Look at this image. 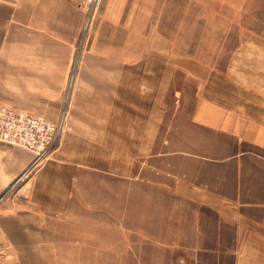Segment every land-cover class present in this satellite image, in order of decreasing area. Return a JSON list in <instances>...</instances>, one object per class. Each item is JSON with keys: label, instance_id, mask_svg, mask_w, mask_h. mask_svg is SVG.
Here are the masks:
<instances>
[{"label": "crops", "instance_id": "0c3cea01", "mask_svg": "<svg viewBox=\"0 0 264 264\" xmlns=\"http://www.w3.org/2000/svg\"><path fill=\"white\" fill-rule=\"evenodd\" d=\"M85 4L0 0V107L53 122L69 112V130L39 167L32 169L31 151L0 144V197L7 194L0 228L8 249L0 264L78 258L73 230L66 239L70 254L61 251L60 227L64 217L72 227L73 184L81 171L144 184L140 197L131 193L130 211L145 207L146 224L148 211L162 212L154 233L138 234L135 217L128 226L115 222L119 233L111 240L125 244L113 246L115 264L124 258L129 264H264V41L249 42L226 71L193 75L200 81L193 94L178 90L171 97L165 60H124L78 43ZM246 76L258 78L261 90L241 84ZM175 97L181 101L176 113L168 105ZM171 118L191 132L171 139L163 131ZM154 195L161 201L153 204ZM85 211L81 248L88 253L94 219L88 206Z\"/></svg>", "mask_w": 264, "mask_h": 264}, {"label": "rangeland", "instance_id": "374dc122", "mask_svg": "<svg viewBox=\"0 0 264 264\" xmlns=\"http://www.w3.org/2000/svg\"><path fill=\"white\" fill-rule=\"evenodd\" d=\"M132 1L99 0L98 4L90 5L86 0L83 30L78 43L94 44L102 53L116 54L124 60L145 57L165 60L167 63L165 69L172 76L171 82L167 84L171 97L178 90L186 91L188 95L193 94L197 83H200L197 78L206 77L207 70L226 71L233 59L241 58V52L243 48L248 47L249 42L264 41V0H135L136 3ZM258 80L249 76L239 79L241 84L243 82L251 86L254 92L261 90ZM66 97L65 101L69 102L70 90ZM175 99H169L168 104L174 113H176L174 106L177 107L178 100L181 103L178 97ZM189 102V106L193 107V97L187 105ZM62 116H66L68 122L69 112H62L57 122ZM173 116L176 118V114ZM181 117L183 118L182 115ZM186 117L187 115H184L185 119ZM163 131L172 137L171 139H177V132L185 135L191 132L185 121L177 123L172 118L164 125ZM144 188V184L110 173L78 172L73 184L71 212L75 216L74 220H68L72 227L66 222V217L63 218L60 227L65 235L63 239L61 238V251L70 254L69 251L65 252L66 246H69L66 239L69 238L67 235L69 230H73L75 240L73 255H77L78 258H65L61 263L97 264L103 261L106 264H115L113 246H125L111 240L119 233V227L115 222L126 220L128 226L129 221L135 217L138 234L154 230L156 223L161 226L163 221L161 211L147 212L149 224L145 222V207L130 211V202L133 198L131 193L137 190V196L140 197V192ZM144 198L145 195L143 202ZM160 201V198L152 196L153 204ZM138 203L140 204L139 200ZM87 206L90 209V217L94 220L91 224L93 227H89L90 258H83V255L88 256V253L83 251L87 248H81V239H85L87 227L85 223L81 225V218L82 214L86 213ZM123 227L124 234L126 228ZM153 230L151 233H154ZM101 239L106 243L99 241ZM141 246L145 244L138 243L139 252L144 250ZM103 250L105 252L100 253ZM99 254H105L106 258L91 259L92 255L96 257ZM122 260V264L124 261L128 264L130 262V258Z\"/></svg>", "mask_w": 264, "mask_h": 264}, {"label": "built area", "instance_id": "2783aa9c", "mask_svg": "<svg viewBox=\"0 0 264 264\" xmlns=\"http://www.w3.org/2000/svg\"><path fill=\"white\" fill-rule=\"evenodd\" d=\"M99 0H88V4H98ZM69 130L67 117L53 123L42 115L19 112L16 109L0 107V144L19 147L35 155L32 169L41 165L49 156L51 149ZM7 194L0 197V212ZM8 254V249L0 228V261Z\"/></svg>", "mask_w": 264, "mask_h": 264}]
</instances>
